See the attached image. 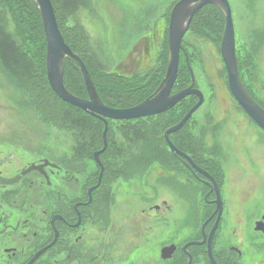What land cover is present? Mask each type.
<instances>
[{"label":"flooded vegetation","instance_id":"obj_1","mask_svg":"<svg viewBox=\"0 0 264 264\" xmlns=\"http://www.w3.org/2000/svg\"><path fill=\"white\" fill-rule=\"evenodd\" d=\"M79 1L84 3V0ZM178 1L169 0L163 15L158 2L157 5L156 2L150 4L144 12L148 22L143 32L139 27L140 11L136 8L131 13L123 6L117 17L107 15V22L125 37L126 44L111 72L129 76L152 69L159 63H165L167 70L171 12ZM205 7L218 9L212 5ZM126 10L130 12L128 15ZM91 11L97 13L94 7ZM223 19L220 38H214L211 43L220 57L227 84V71L220 51L224 15ZM192 21L182 39L179 67L183 64L188 67L198 59L197 50L185 40L188 33H193ZM253 38L259 43V51L264 52V35L257 33ZM250 43L251 37L248 46ZM253 50L251 48L242 58L236 47L238 73L250 96L264 109V102L255 90L256 65L264 73V59L254 56ZM69 60L77 69V62ZM137 66H142L140 71L135 70ZM126 72L130 74H124ZM175 86L176 83L172 94L185 89L176 91ZM194 87L198 89L196 80ZM261 88L264 90V86ZM188 97L196 98L197 103L196 96ZM83 99H88V93ZM177 105L163 114H168ZM236 108L256 130V137H251L254 143L243 149V153H239L237 144L241 136L240 121L234 123L237 126L231 135L235 140L230 145L226 142L233 139L228 135L234 122L230 118H225L229 120L225 123L228 125L219 126L218 132L212 127L217 120H212L207 128L199 126L200 130L215 135V144L211 136L210 143L206 144L194 135L192 125H196L191 120L195 112L179 131L169 136L172 144L185 156L173 153L165 138L166 153L148 155L154 164L158 162L157 166L165 167L164 172L152 167L145 169L152 164L142 165L141 154L122 153L133 143L131 139L135 135L122 137V133H115L116 128L112 129L109 140L106 134V149L97 156L95 154L103 144L92 151L91 137L79 138L81 143H75L68 154L67 151L60 154L46 149L42 139V145L36 147L39 150L32 149L35 137L32 142L26 141L24 147L12 143L14 133L6 139L0 137L5 141L0 142V264H264V130L241 106ZM231 114V118L235 116ZM208 116L210 118L209 113ZM8 124L11 125H1ZM78 126L74 123L72 128ZM72 133L78 136L82 130ZM187 133L193 139L183 143L184 148L178 147L177 141ZM133 146L130 145L128 150ZM231 146L234 149L230 153L228 148ZM224 147L227 153H224ZM229 157L234 173L241 179V186L230 185ZM92 163L97 165L95 170H92ZM157 181L165 188H159ZM173 185L182 189V199L192 209L189 214L188 209L183 208L186 222L182 224L178 218L176 223L172 222V215L177 213L172 200L168 199L172 194L167 192L173 190ZM163 192L167 195L157 203ZM163 228L167 232L166 239L159 240Z\"/></svg>","mask_w":264,"mask_h":264},{"label":"rangeland","instance_id":"obj_2","mask_svg":"<svg viewBox=\"0 0 264 264\" xmlns=\"http://www.w3.org/2000/svg\"><path fill=\"white\" fill-rule=\"evenodd\" d=\"M70 2L69 5H65V8L67 10H69L70 8L73 16L67 19L66 27L69 28L70 31L73 32L75 38L78 39L79 37L76 34L80 32L79 27H82V31L84 32V34L82 32L81 33L85 35L86 39L88 40V46L90 47L92 52H94L95 55H93L97 57L98 66L100 63L104 68H106V70L112 71L114 69L113 65L116 63L118 57L122 54L126 44H124L125 37L120 35L117 29H115L113 25L107 22V15H109V17L111 18L115 15L117 17L119 14H121L120 11L122 10L123 6H125L127 10H130L131 13L135 11L136 8L140 11L139 27L141 29V32H143V28L148 22V20L146 19L147 14H145L144 12L149 9L150 4L156 2L157 5L158 2V5H161L162 7L161 11L163 15L166 12L165 8L168 5L169 0H84V3H81L79 0H70ZM228 2L232 10V19L236 34V47L241 54L239 56L244 58L247 54V51L252 48L254 49V56L258 55V59L262 56V58L264 59V52L259 51V43L257 42L256 38L252 39L253 36L256 37L257 33L264 35V0H228ZM92 7L97 10V13L91 11ZM127 10L125 14L128 15L130 12H128ZM158 11L159 9H157V12ZM95 14H97V16ZM149 14L151 13L149 12ZM209 19H211V17L207 18V20ZM2 29L4 33L11 32L7 25ZM160 32L161 31L158 26V36ZM250 37L251 43L248 46ZM185 40L191 43L198 52V59L195 60V62H192V71L194 73L197 88L202 91L204 95L203 105L196 111L193 119L191 120L192 123H195L196 125H192V127L195 128V137L202 143L206 142V144L210 143L209 139H211L212 137L211 141L212 143H214L215 135L204 132V130H200L199 126H206L207 128L210 123H212V120H217L218 123H213L212 127L214 132H218L219 126L220 128H222L224 125H228L225 124L229 122V120L225 119L227 117L230 118V120L234 121L232 122V130H230L231 132L228 134L230 137H233V135H231L232 131H234V127L237 126L234 123H236V121H240L239 125L242 126L241 136L237 140V144L240 148V151H243V149H247L249 144L254 143V140L251 137L253 136V134H256V130L252 127V124H250L242 117V112H240L236 108L238 105L232 98L228 90L224 78V73L222 72L223 65L221 64L220 57L217 54V50L214 48V45H212L211 43V40H213V38H211V40H208L202 38L200 34H196L193 32L188 33L185 37ZM80 44L85 48L86 42L82 41L81 38ZM146 64L147 61L145 65ZM141 67L142 66H137L135 70L140 71ZM255 73L258 76L255 90L260 99L264 102V90L261 88L264 86V73L262 68L256 65ZM124 74H130V72H126ZM35 106L36 105H34V103L30 100L27 92L21 90L20 87H18L14 78L10 75V72L6 69L5 66L1 65L0 63L1 138H9L11 134L14 133L15 139L12 141V143L24 147L26 141L32 142V137H35V142H32V149L38 151L39 149H37L36 147L42 145L40 144L42 139V143L46 145V149L50 151L51 149H53V153L61 152L60 154H65L66 151L68 154L75 143H81L80 140L81 138L83 139V137H81L80 135L75 136L70 130H66L65 128H58L51 123H46L43 120L41 114H39L35 109ZM228 112L229 116H227ZM208 113L210 115V118H208ZM230 113H232L231 115L235 116L231 118ZM224 119L226 120L225 122ZM151 122H153V120L150 119H140L138 122L123 123H119L118 121L114 123V125H117L123 129L120 130L118 127H116L117 130L114 131L115 133H122V137H125L126 134H134L135 137L133 139H136L137 136H140L147 138L146 141H150L152 139L153 133H155V131H153V133L149 135V123ZM2 123H11V125L8 124L6 126H3L1 125ZM6 127L7 129H3ZM257 131L261 132L259 130ZM236 132H239V130L237 129ZM21 133H23V135H21ZM147 135H149V137ZM0 142L4 143L5 141L0 140ZM160 143H162L161 140ZM216 144L219 147H222V145L218 144V142H216ZM130 145H127L126 149L122 151V153H128L132 155L142 153L146 154L150 152L151 154L153 153V149L151 147L139 142H135L134 146L130 147V149L128 150ZM155 145L156 146L153 148H159L160 154L166 153V149L163 143L162 146L160 144ZM147 149H149L150 151ZM228 149L231 153L232 147H229ZM20 150H22V148H20ZM224 150V153H227L225 147ZM148 159L149 158H147V160ZM151 164L152 166H148V168L145 169L149 170L152 167L164 172L165 167L157 166L159 164L158 162H156V164ZM91 165L92 170H95L97 165H95V163H92ZM229 167V180L231 187L241 186L239 184V181L241 179H238L237 174L234 173L235 169L230 157ZM156 185L159 186V188L163 186L159 181H157ZM162 188H165V186H163ZM180 189L178 186L173 185V190L171 189V192L167 193L168 195L170 193L172 194V198L168 199L172 200L173 208L177 213L175 215H172V222L176 223V219L178 218L181 219L178 222L182 224L183 222H186L185 213L182 214L184 212L183 208L186 207L189 214H191L192 209H190L184 203ZM167 193L163 192L162 194H160L159 197L161 198L157 200V203H160L161 200L165 198ZM162 232L163 235L159 236V240L166 239L165 235L167 232L164 228L162 229Z\"/></svg>","mask_w":264,"mask_h":264},{"label":"trees","instance_id":"obj_3","mask_svg":"<svg viewBox=\"0 0 264 264\" xmlns=\"http://www.w3.org/2000/svg\"><path fill=\"white\" fill-rule=\"evenodd\" d=\"M50 1L52 2L56 20L63 37L70 49L85 64L102 102L110 108L125 109L136 106L147 99L162 80L166 70L165 63L162 65L159 63L152 69L129 76L108 71L100 63L98 66V59L88 46V40L83 35L82 27H79L80 32L76 34L79 39L75 38L73 32L66 27L67 19L73 16L71 9L67 10L65 8L66 4L69 5L70 0L69 2L68 0ZM209 17L211 19L207 20ZM223 21V15L218 9L205 7L195 15L191 24V30L196 34H200L202 38L208 40L213 38L211 41H214V38L219 40ZM6 25L11 32H3L2 28ZM215 27L220 30L212 32L209 30ZM80 38L86 42L88 47L85 45L84 48L80 44ZM46 46L41 15L34 1L0 0L1 65L5 66L10 72L18 87L27 92L30 100L36 105L35 109L41 114L46 123H51L58 128H65L70 131L76 130L80 132L82 130L81 137H91L92 139V151L101 148L103 144V122L63 102L51 90L46 73ZM190 66L192 69V65ZM190 82V71L187 65L183 64L179 67L175 90L178 91L186 88ZM64 85L71 94L80 98H87V90L83 78L77 71L75 63L69 59L65 63ZM195 100L196 98L194 97H188L168 114L148 118L153 120V122L149 123V135L155 131L152 139L146 141L147 138L137 136L136 139H131L133 141L132 144L134 145L135 142H139L151 147L153 149L152 154H160L159 148L154 149L153 147L156 146L155 144L162 146L163 143L166 148L163 139L164 131L184 117L187 111L195 104ZM74 123L80 127L78 126V128L73 129L72 125ZM114 123L116 122L109 121L108 140L111 137L112 129L118 127ZM149 135L147 136L149 137ZM128 136L130 135L126 134L125 138ZM175 137L176 135L172 137L173 140ZM192 139L191 134L187 133L181 140L177 141V145L180 148H184L183 143L186 144ZM160 140L162 143H160ZM149 154L151 152L141 154L142 165L145 166L146 164L155 162L153 159L150 160ZM147 158L149 159L147 160Z\"/></svg>","mask_w":264,"mask_h":264},{"label":"water","instance_id":"obj_4","mask_svg":"<svg viewBox=\"0 0 264 264\" xmlns=\"http://www.w3.org/2000/svg\"><path fill=\"white\" fill-rule=\"evenodd\" d=\"M41 15L43 29L46 37V73L51 90L63 102L76 107L83 112L100 119L104 123L103 148L96 152V156L103 153L107 146L106 134L108 121L137 120L154 117L163 114L176 106L188 96H196L197 103L188 111L182 120L168 128L164 138L169 149L175 154H182L172 144L169 136L179 131L193 114L203 105L204 95L202 91L194 87L195 78L191 67V84L172 94L177 80L179 69V56L182 49V39L189 29L193 17L205 6L212 5L221 10L225 17V28L221 43V56L227 71V84L232 97L243 108L251 120L264 130V109H262L250 96L243 85L237 66L236 36L232 19V10L228 0H179L172 9L169 28V61L166 73L155 92L136 106L116 109L106 106L97 94L90 73L80 58L72 52L63 37L50 0H33ZM68 59H74L78 66L77 71L83 78L88 99H83L71 94L64 85L65 63ZM97 162L98 159L96 158ZM190 160V159H189ZM101 165V164H100ZM102 167V166H101ZM101 178V175H100Z\"/></svg>","mask_w":264,"mask_h":264},{"label":"bare ground","instance_id":"obj_5","mask_svg":"<svg viewBox=\"0 0 264 264\" xmlns=\"http://www.w3.org/2000/svg\"><path fill=\"white\" fill-rule=\"evenodd\" d=\"M253 137H256V134H253ZM234 137H233V139L232 140H227L226 142H227V144H232L233 142H234ZM232 147V150L234 149V147L233 146H231ZM239 153H243V151H239Z\"/></svg>","mask_w":264,"mask_h":264}]
</instances>
